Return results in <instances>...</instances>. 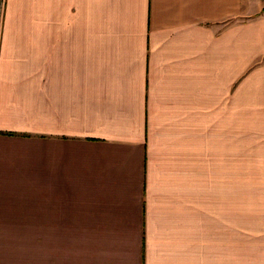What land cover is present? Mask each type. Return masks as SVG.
<instances>
[{
    "label": "crops",
    "instance_id": "obj_1",
    "mask_svg": "<svg viewBox=\"0 0 264 264\" xmlns=\"http://www.w3.org/2000/svg\"><path fill=\"white\" fill-rule=\"evenodd\" d=\"M21 228L38 264H264V0H0V264Z\"/></svg>",
    "mask_w": 264,
    "mask_h": 264
},
{
    "label": "rangeland",
    "instance_id": "obj_2",
    "mask_svg": "<svg viewBox=\"0 0 264 264\" xmlns=\"http://www.w3.org/2000/svg\"><path fill=\"white\" fill-rule=\"evenodd\" d=\"M36 232V240L31 234ZM43 228H21V264H38L43 254Z\"/></svg>",
    "mask_w": 264,
    "mask_h": 264
}]
</instances>
